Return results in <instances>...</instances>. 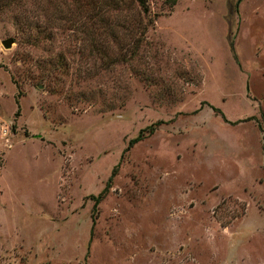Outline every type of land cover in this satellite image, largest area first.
<instances>
[{
    "label": "rangeland",
    "instance_id": "374dc122",
    "mask_svg": "<svg viewBox=\"0 0 264 264\" xmlns=\"http://www.w3.org/2000/svg\"><path fill=\"white\" fill-rule=\"evenodd\" d=\"M146 4L0 0V264H264V0Z\"/></svg>",
    "mask_w": 264,
    "mask_h": 264
},
{
    "label": "trees",
    "instance_id": "16d2710c",
    "mask_svg": "<svg viewBox=\"0 0 264 264\" xmlns=\"http://www.w3.org/2000/svg\"><path fill=\"white\" fill-rule=\"evenodd\" d=\"M135 1L137 2L138 6L140 7V10H141L142 13H144V14L148 13V6L146 4V0H135ZM168 1L171 4H173V2H174V0H168ZM141 21H142V19H141ZM141 21L140 20H138V21L135 20V22H132L131 27H129V29H132L136 25L137 29H139V33H138L139 40L144 35V32H145L147 26L152 23V20H151L150 17L148 18L147 22L146 21H143V23H142ZM209 107L212 108L213 111L219 112V110L217 108H214L213 106H209ZM239 121H242V120H240V119L239 120H235V121H233L231 123L234 124V123H237ZM160 123H161V121L160 120H157V121H154V122H152V123L144 126L141 129H139L138 132H137V134L134 137L130 138L127 141V144H126V147H125L124 151H126L129 147H131V145H133L137 141L141 140L144 137L143 132L145 133V135L146 134H151L155 130V128L157 127V125L160 124ZM116 168H117V164H115L112 167V169L110 171V174L107 177V179L105 181V184H104L103 188L101 189V191L97 195H89L88 196V198L93 201L94 206L96 205V203H98V201H100V199L104 195L105 191H107L108 187L110 186V181H111L112 176L115 173Z\"/></svg>",
    "mask_w": 264,
    "mask_h": 264
},
{
    "label": "water",
    "instance_id": "95a60500",
    "mask_svg": "<svg viewBox=\"0 0 264 264\" xmlns=\"http://www.w3.org/2000/svg\"><path fill=\"white\" fill-rule=\"evenodd\" d=\"M11 42H12V39H11V38H6V39H4V40L2 41V45H3L5 48H7V47L10 46Z\"/></svg>",
    "mask_w": 264,
    "mask_h": 264
}]
</instances>
